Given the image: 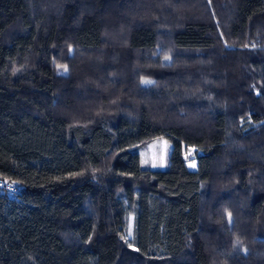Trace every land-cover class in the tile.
I'll use <instances>...</instances> for the list:
<instances>
[{
    "label": "trees",
    "instance_id": "trees-1",
    "mask_svg": "<svg viewBox=\"0 0 264 264\" xmlns=\"http://www.w3.org/2000/svg\"><path fill=\"white\" fill-rule=\"evenodd\" d=\"M0 179V264H264V0H0Z\"/></svg>",
    "mask_w": 264,
    "mask_h": 264
},
{
    "label": "rangeland",
    "instance_id": "rangeland-1",
    "mask_svg": "<svg viewBox=\"0 0 264 264\" xmlns=\"http://www.w3.org/2000/svg\"><path fill=\"white\" fill-rule=\"evenodd\" d=\"M169 152V143L164 138H156L138 148L139 163L142 168L162 169L165 167L166 158ZM186 165L194 168L193 149L189 148L185 152ZM130 222L127 224V234L129 233Z\"/></svg>",
    "mask_w": 264,
    "mask_h": 264
},
{
    "label": "built area",
    "instance_id": "built-area-1",
    "mask_svg": "<svg viewBox=\"0 0 264 264\" xmlns=\"http://www.w3.org/2000/svg\"><path fill=\"white\" fill-rule=\"evenodd\" d=\"M17 190L18 188L15 184L0 179V192L5 196L13 198L16 196Z\"/></svg>",
    "mask_w": 264,
    "mask_h": 264
},
{
    "label": "crops",
    "instance_id": "crops-1",
    "mask_svg": "<svg viewBox=\"0 0 264 264\" xmlns=\"http://www.w3.org/2000/svg\"><path fill=\"white\" fill-rule=\"evenodd\" d=\"M189 169H194V168H189Z\"/></svg>",
    "mask_w": 264,
    "mask_h": 264
}]
</instances>
